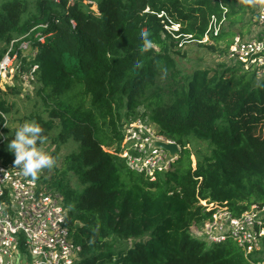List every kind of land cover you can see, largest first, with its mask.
<instances>
[{
    "label": "trees",
    "instance_id": "trees-1",
    "mask_svg": "<svg viewBox=\"0 0 264 264\" xmlns=\"http://www.w3.org/2000/svg\"><path fill=\"white\" fill-rule=\"evenodd\" d=\"M248 4L0 0V59L23 37L35 55L20 59L22 70L37 65L32 97L21 94L19 72L0 83V163L14 164L11 125L42 128L36 147L53 146L60 166L35 179L62 196L69 236L81 246L74 264H264V236L245 255L230 239L208 243L190 230L211 218L200 201L236 216L264 205V76L230 63L186 68L180 50L196 42L224 54ZM224 7L227 28L214 35L211 18ZM144 31L152 47L141 52ZM206 34L212 44L201 42ZM18 98L31 101L23 116ZM137 117L180 146L154 180L119 155L121 125Z\"/></svg>",
    "mask_w": 264,
    "mask_h": 264
},
{
    "label": "built area",
    "instance_id": "built-area-1",
    "mask_svg": "<svg viewBox=\"0 0 264 264\" xmlns=\"http://www.w3.org/2000/svg\"><path fill=\"white\" fill-rule=\"evenodd\" d=\"M249 1L255 10L252 23L258 30L255 29L249 38L236 33L222 55L226 63L239 64L244 70L263 77L264 0ZM226 11L224 7L219 20L212 16L208 29L214 35L226 21ZM206 41L207 34L201 42ZM28 49L30 43L23 37L9 43L0 59V83L7 82L13 71L19 72L21 80L29 84L34 80L37 65L31 64L28 70L23 71L20 61L24 57L23 51ZM5 125L6 121L0 126V139L4 138L2 128ZM121 134L119 155L129 169L149 180H154L158 172L168 171L179 155L170 156L168 151L155 147L154 141L176 142L164 138L141 117L123 122ZM178 148L180 150L179 145ZM200 202L207 211L212 210V214L192 232L194 236L208 243L230 239L245 255L260 248L264 236V205L251 204L236 216L226 206ZM66 215L60 193L31 176H25L13 163H0V264H74L81 246L69 236Z\"/></svg>",
    "mask_w": 264,
    "mask_h": 264
},
{
    "label": "rangeland",
    "instance_id": "rangeland-1",
    "mask_svg": "<svg viewBox=\"0 0 264 264\" xmlns=\"http://www.w3.org/2000/svg\"><path fill=\"white\" fill-rule=\"evenodd\" d=\"M237 1H238V4H241V5H245L246 3H249L248 4L249 7L247 9L245 8L244 13L242 15V21L236 23L234 25V29L235 30L236 29L240 30V33H241L240 35L242 37L244 36V37L249 38L250 35L254 32L255 29H256V31L258 30L257 26L255 24H253L252 21H251V24H247V25L245 24L244 26L241 25V24H242V22L243 23L247 22V20L249 19L250 15L252 13H254L255 10L252 7L253 5L250 4L249 0H237ZM222 26L224 27V29H226L227 28V21H225L222 24ZM175 27H177V25ZM206 42L209 43V44H212V42H210V41L209 42L206 41ZM219 45H220V47L224 46L223 43H220ZM180 50L182 51V53L185 54V57L182 60V66L186 67V68H189V67L192 66V64L195 65L196 63H200L203 66H209V65L212 66V65L217 64V63H226L223 60L224 55H220L218 52H215V51H210L209 48L203 47V46L197 44L196 42H185V43H182V45L180 46ZM34 53H35V49L34 48H30L27 51H23L22 54H24V57H26V56L31 57ZM12 73L14 75V71ZM21 85L23 87V91H22L21 94H29V96L32 97V95L34 93L33 92V85L31 83L29 84V82H27L25 80L21 81ZM29 102H31V101L29 100ZM29 102L24 100V99H22V98H18V101H17L18 112L16 114L17 116H23V114L27 111V109H29V106H28ZM25 122L26 121H24V123ZM19 127H20V123H18V122L13 124V125H11V129L16 128V130H17ZM189 147L193 151L192 145H190ZM52 149H53V146H49L47 144V145H44L39 150H42L44 153L50 155ZM64 151H65V148H62V149H60L58 154H61ZM59 164H60V160L56 161L51 168H44V169L40 170L39 172L40 173H44L45 170H48L50 173H52L53 170H54L53 167L54 166H60ZM203 201H205V200H203ZM190 230H191V233H192V232L197 230V227L192 225L190 227ZM198 231H200V230H198Z\"/></svg>",
    "mask_w": 264,
    "mask_h": 264
},
{
    "label": "clouds",
    "instance_id": "clouds-1",
    "mask_svg": "<svg viewBox=\"0 0 264 264\" xmlns=\"http://www.w3.org/2000/svg\"><path fill=\"white\" fill-rule=\"evenodd\" d=\"M147 31L139 34V39L144 43L141 46V52L147 51L152 47V41L147 39ZM42 128L34 122H25L20 126L14 138L8 143V150L14 154V165L21 169L25 176L37 177L40 170L51 168L55 163L54 159L37 149L36 142L40 137Z\"/></svg>",
    "mask_w": 264,
    "mask_h": 264
},
{
    "label": "water",
    "instance_id": "water-1",
    "mask_svg": "<svg viewBox=\"0 0 264 264\" xmlns=\"http://www.w3.org/2000/svg\"><path fill=\"white\" fill-rule=\"evenodd\" d=\"M154 146L168 151L170 156L180 153V150L176 143H166L164 141H154Z\"/></svg>",
    "mask_w": 264,
    "mask_h": 264
}]
</instances>
